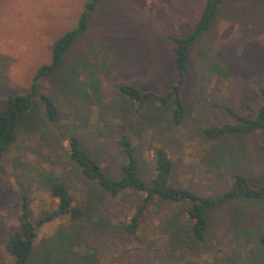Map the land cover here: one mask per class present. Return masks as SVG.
<instances>
[{"label": "rangeland", "instance_id": "rangeland-1", "mask_svg": "<svg viewBox=\"0 0 264 264\" xmlns=\"http://www.w3.org/2000/svg\"><path fill=\"white\" fill-rule=\"evenodd\" d=\"M86 1L0 0V110L8 94L29 89L37 69L51 61L55 40L76 26ZM205 2L101 0L59 72L40 81V91L59 106L60 127L78 135L110 176L121 175L124 156L116 141L127 132L148 182L161 148L174 161L173 185L218 195L230 187L238 169L252 185L264 184L260 132L216 142L202 136L204 127L234 120L221 104L252 117L262 103L264 0H225L193 46L183 90L188 116L181 126L172 125L170 105L152 100L138 112L119 88L130 83L165 93L176 79V46L169 35L189 34ZM42 113L38 102L30 117ZM42 130L48 134L35 128L22 132L0 158L1 261H14L7 241L20 224L17 203L23 196L34 220L57 209L58 199L44 181L51 174L67 185L85 214L78 219L58 215L43 225L31 264H264L259 242L264 202L234 200L217 208L206 239L197 242L189 232L187 205L154 198L143 211L139 231L130 234L124 225L143 194L108 197L72 165L66 136L57 141L46 125ZM239 142L246 146L243 166L225 156V146Z\"/></svg>", "mask_w": 264, "mask_h": 264}, {"label": "trees", "instance_id": "trees-1", "mask_svg": "<svg viewBox=\"0 0 264 264\" xmlns=\"http://www.w3.org/2000/svg\"><path fill=\"white\" fill-rule=\"evenodd\" d=\"M100 1H86L76 26L55 40L51 61L37 69L29 89L23 93H11L6 96L5 107L0 110V158L18 141L22 132L35 128L40 135H47L48 133L42 130L43 125H46L47 130L51 132V139L61 141L66 136L67 155L72 165L108 197L116 198L125 192L143 194L137 211L132 215L130 222L124 225L128 233L136 234L139 231L143 211L151 199L158 198L173 203H185L191 238L203 242L209 232L210 216L214 210L234 200L264 202V184L252 185L248 177L238 169L231 176L230 187L218 195L206 196L187 186L173 185L171 177L174 161L161 148L155 151L154 173L148 182L141 174V163L135 145L127 132H121L116 141L117 147L124 156L119 166L121 175L110 176L100 162L82 145L78 135L69 128L63 131L60 127L61 115L58 104L51 94L41 92L39 89L40 81L59 72L68 51L87 32L91 15ZM224 2L225 0H206L197 24L189 34L169 35L176 46V79L165 93L158 94L130 83L119 85L122 94L136 105V111L142 112L152 100H155L171 106L170 121L173 126L179 127L184 124L188 111L183 99V90L187 83L191 50L198 39L210 29ZM259 91L262 103L254 116L242 115L232 105L221 104L220 107L234 120L206 126L202 130V136L216 142L243 138L260 132L264 138V86L260 87ZM38 102L43 108L42 116L32 119L31 112ZM56 129H60L61 132H56ZM224 150L225 156L232 163L243 166L245 144L242 142L231 146L228 144ZM44 181L52 195L58 199V207L55 211L45 212L43 216L34 220L27 197L23 196L21 202L17 203L20 224L10 232L7 241V250L14 256L12 264H31L39 229L56 216L68 214L72 219H78L85 214L82 205L74 203L69 188L58 177L47 174ZM259 242L264 246V228L260 232ZM0 264L8 263L0 259Z\"/></svg>", "mask_w": 264, "mask_h": 264}]
</instances>
